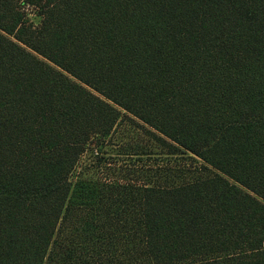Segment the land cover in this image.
<instances>
[{"label":"trees","instance_id":"trees-1","mask_svg":"<svg viewBox=\"0 0 264 264\" xmlns=\"http://www.w3.org/2000/svg\"><path fill=\"white\" fill-rule=\"evenodd\" d=\"M122 117L213 176L157 167L83 215ZM0 264H264V0H0Z\"/></svg>","mask_w":264,"mask_h":264},{"label":"rangeland","instance_id":"rangeland-1","mask_svg":"<svg viewBox=\"0 0 264 264\" xmlns=\"http://www.w3.org/2000/svg\"><path fill=\"white\" fill-rule=\"evenodd\" d=\"M23 10L31 24L39 23L34 9L23 6ZM140 128L122 117L109 136L93 140L84 147L73 175L74 188L70 196V202L78 205L83 215L95 205L102 187H137V182L152 181L160 173L157 167L169 169V175L177 179L192 180L201 174L213 176L211 170L190 154H166Z\"/></svg>","mask_w":264,"mask_h":264}]
</instances>
